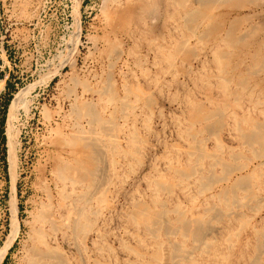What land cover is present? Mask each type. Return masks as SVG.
Here are the masks:
<instances>
[{
  "label": "rangeland",
  "instance_id": "rangeland-1",
  "mask_svg": "<svg viewBox=\"0 0 264 264\" xmlns=\"http://www.w3.org/2000/svg\"><path fill=\"white\" fill-rule=\"evenodd\" d=\"M151 1L154 2L156 6L152 4ZM184 1L188 2V0ZM120 2L122 3L120 4ZM174 2V0H172V2L171 0H136V2L135 0H130V2L129 0H0V133L3 129L6 136L5 143H2L0 136V264H30V260L33 257L32 255H34L32 253L36 250L40 253H45L46 251L50 252L51 250L55 252L56 255L58 254V256L60 254L63 260L67 262L63 264H135L136 262V264H170L171 258H173L172 248L174 246L179 247V244L181 246V248H179L180 253L186 250V253H183L182 256L178 258L179 261L181 260L179 264L183 262V264H187L188 262L192 264H254L255 262L264 264V246H260V244L264 245V241L260 243V240H264V234L262 233L264 232V206L260 205L264 204V166H260L264 164V131H262V142H255L256 144L249 143L248 140L243 137V134L245 136L249 131H253L255 126H259L264 130V68L253 70L255 67L252 68V61L250 62L251 59L253 60V55H256L258 52L263 55L264 52V1L260 0L256 3L257 6L253 5L256 7H253L249 1H246V8H242V10H236L231 7H229L231 9H228V6H224V8L223 5L221 8L220 5H218L219 7L216 6V8L218 7L219 9L216 11L214 7L213 14L215 13L218 20L216 24H219L217 30L221 31L220 28L223 30V32H213L212 35L214 36L205 33L208 26L207 23L202 22V20H199V23L201 22L200 24L203 23L201 26L198 22L196 23L197 25L199 24V28L195 26L196 24L188 28L183 20V9L176 7L178 6L176 3V6L173 5ZM189 2L191 3L185 4L190 9L198 6L197 3H194L196 0H189ZM145 3L147 5L144 6ZM261 3L262 5H259ZM191 5L192 7H190ZM193 5L196 7H193ZM117 7H121L122 9H118ZM142 8L144 11L149 10L144 12ZM166 9L168 13L165 11ZM223 9H226V11H223ZM139 10L142 11L138 13ZM241 12L243 13L242 17ZM142 13H145L144 17ZM152 14L154 18L151 16ZM139 15L143 18L139 17ZM179 16L182 17L184 23H181L182 20L181 17L179 19ZM232 16L236 17L233 18ZM170 17L171 20L169 21ZM227 18L230 20L228 21ZM130 19H132V21ZM146 19L147 21H145ZM219 20L227 21H224L225 23H220ZM231 20L234 23L237 22V27L235 28L237 35L239 37L243 36L242 38H244V40L242 41L244 44L247 42V44L250 45H240L239 47L230 49L226 47L223 39H225L228 30L231 28L229 27L232 25L231 23H233ZM249 21L253 23V26ZM175 22H179L180 25L177 23L175 24ZM255 22L257 23L254 26ZM243 24L245 25L243 26ZM238 26L243 27L239 28ZM257 26L259 29L256 31L255 29H257ZM144 27L148 30L146 31ZM195 27H197V31ZM243 28L249 29L246 31ZM181 29L182 32L180 31ZM191 29L193 31H191ZM142 31L144 32L142 33ZM152 32L154 33L152 34ZM217 33H219V35ZM221 33L222 35H220ZM180 35H182V37ZM176 36H178V38ZM199 36L202 38L198 41ZM209 36L211 39H213V37H215V39L211 40ZM179 37H181V40ZM206 37H208V40L210 39V42L206 40ZM187 39H189L190 43H187ZM182 40L186 41L187 48H179L178 44L184 42ZM260 44H263V46ZM247 46H252V48ZM219 47L222 51L228 53L227 59L229 58V60L227 63L229 66H225L224 71L217 67V64L215 65L216 53H214L215 56L211 55L213 54L212 52H217ZM257 47L260 51H258ZM249 49L251 53H248ZM231 50L235 52H237L236 50L241 51L237 52V54L233 52V54ZM238 53L243 56L242 59H240L242 56H239L240 54L238 55ZM188 54L191 57H189ZM249 54L250 56L252 54V58ZM171 59L175 60L173 61ZM244 59H246V61H244ZM232 60H234V62ZM237 64L239 66H237ZM191 66L194 67V69ZM237 68H239V70H236ZM246 68L249 70H246ZM226 71L228 74L225 73ZM249 74L250 76L252 75L251 78H249ZM226 76L229 77L226 78ZM244 76L247 77L244 78ZM260 78L263 82L261 80L259 81ZM244 79L247 80H245V83ZM226 81L227 84L229 81L231 83L227 85ZM240 82L241 86L239 85ZM248 82L249 84L247 85L246 83ZM84 86L91 89V91L87 88L83 91ZM254 86H256L257 89ZM226 89L227 91L225 92ZM104 92L107 94H104ZM109 92L112 93L110 94ZM75 93L77 94V100L75 99ZM252 93L254 94L253 97L251 95ZM249 97L252 98L248 99ZM113 99L117 101V103L112 102ZM9 100L10 102L8 104ZM126 100L129 107L125 105ZM258 101H261L259 102L261 103L260 105H258ZM147 102L151 104V107L149 105L145 107V105L147 106L148 104ZM6 104H8L7 108ZM121 104L123 106H121ZM254 104L256 105L254 106ZM74 107H76V109ZM113 107L115 108L114 110ZM119 107L121 112L118 110ZM121 107H123L122 109L128 107L125 110L127 114L124 113V110L122 112ZM86 108L94 109L96 115L99 113L96 116L98 120L88 115V111L84 110ZM115 110L116 114L114 113ZM197 110L203 111L201 114L207 117H204L206 121L196 115V112H200ZM4 112L6 116L5 122L2 124ZM128 113L132 114L129 115ZM221 114L223 116L222 118ZM103 118L105 120H101ZM209 118L211 119L209 120ZM236 123H238V125ZM205 125L208 126L205 129L206 131L204 130ZM59 128L62 130L60 131ZM83 130L85 134H82ZM75 131L79 134L78 136H96L98 140L97 149L101 161L99 160L97 162L96 171L98 173H96L98 175L95 176L94 184L90 183L89 180L83 182L82 178L76 175L74 177L77 180L73 175L72 177L64 178L58 171L57 173L54 172L56 168L58 169L60 162L70 166V168L74 166V159H76L77 155L75 154V157L73 156L74 153L71 154L74 148L72 146L70 148L69 146L66 147L67 145L65 142L74 137L72 135L75 134ZM104 132H106V134ZM200 132L202 133L200 134ZM134 133L141 139L135 137L136 135ZM58 134L59 137L57 136ZM77 134H75V136ZM188 134L190 135L188 136ZM11 135H13L15 139L17 135L16 151L14 155L11 152L12 147L9 139ZM240 135L243 138L241 140ZM55 136L64 142L63 145H60L65 151H61L60 145H55L58 144L56 142L59 141ZM128 136L131 137L129 138ZM132 137L136 139L134 142L138 144H132L134 140ZM54 138H57L58 141L57 139L53 140ZM101 140L102 142H100ZM118 140L122 141L119 142L121 145L116 142ZM142 140L148 143L144 145L145 143ZM112 141L115 144L112 143ZM245 143H247V145H245ZM64 145H66L65 148ZM113 145H115L116 148ZM188 148H190V150H188L189 152L192 151V155L191 153L187 155ZM214 150H217L216 154ZM231 151V155L235 157L229 155ZM203 153H205V155ZM138 154H140V156ZM198 154H203L204 156ZM210 154H214L215 157ZM123 156L126 158H123ZM136 156L137 158H135ZM219 157H221V159ZM230 157L234 160L236 159L237 162ZM255 157L256 159H261L256 161ZM57 158H59V160ZM201 158L203 159L201 160ZM249 160L252 163L247 162ZM219 161H221V166H219ZM215 162L219 164H215ZM133 163L134 165H131ZM240 163H242V165H240ZM244 163H250L246 165L245 171ZM224 165L228 166V168L231 166V169L229 168L230 173L226 171ZM239 166L241 167L239 168ZM255 166H258L260 169L255 168ZM242 167L244 169L240 171ZM114 168L118 171L114 170ZM247 169H251L250 173ZM99 170H101L100 173ZM231 170H233L234 173L233 171L231 172ZM260 170L262 172H260ZM196 172L197 176L195 175ZM240 172L241 174H239ZM245 173H249L248 175L250 178ZM260 173L261 175H259ZM184 174L186 175L185 177ZM208 174L210 175V179ZM215 175H217V177ZM243 175L245 176L243 177ZM251 177H253V181ZM254 177L256 179H254ZM63 178L64 180L62 181ZM71 178L75 180L73 186V182L70 181ZM224 178H226V180H224ZM243 180H246L244 182L247 183L244 184V187H239L240 189H238L237 186H233L237 182ZM249 180H251L252 183ZM210 181L216 182H212L211 184ZM155 182L159 183V185L162 184L163 187H157V183ZM195 182L196 184H194ZM207 182L210 186H208ZM220 182L221 184H218ZM248 183L251 184L248 185ZM83 184H85L84 187ZM172 184H174V186H172ZM175 184L178 186H175ZM202 184L203 187L201 186ZM95 186L97 187L94 189L93 187ZM207 186L209 187V191L205 189ZM165 187L171 188L167 189ZM250 187L252 190H250ZM164 188L167 190H164ZM248 188L249 190H247ZM183 189L185 191H183ZM241 189L244 191H241ZM227 190H232L231 194ZM201 193L204 194L202 195ZM225 193H228L230 198H233L235 194L240 195H236L238 197L235 196L233 200L227 197L228 195ZM88 194H91L90 197ZM72 195H75V197ZM99 195L100 199L98 198ZM62 196L63 198H61ZM247 196L249 197L247 198ZM218 198H224V200ZM246 198L250 202L247 201ZM255 198L258 199L254 201ZM90 199L91 201H89ZM206 199L208 200L206 201ZM259 199L263 201L261 202ZM72 200L74 202H72ZM219 200H221V202ZM226 200L229 203L226 204L225 207L222 202L225 204L227 203ZM256 201L261 203H255ZM85 202H87V205ZM195 202L198 203L196 204ZM244 202L247 204V210L245 209L246 205ZM48 203H50L49 205L51 207L48 206ZM140 203L145 204L152 211L156 208L162 213L165 212L166 214L164 213L163 221L167 225L170 224L174 226V229L178 227L179 230H181V225L178 223L181 216L186 220L190 218V221L198 220L204 222L206 225L201 239L197 241L192 235L185 237L181 232L182 230L175 231L177 235L175 234V237H173L174 233H172L173 236H171L170 233L165 232L163 229L165 226H161V229H159L160 227L156 228V230L161 231H156V233L154 231L151 234L144 226L135 225V221L132 220L136 209L134 206L137 207ZM41 204L43 206L46 205L47 208L42 207ZM56 204L61 206V212H57L60 211V208L59 205L57 207ZM69 205L70 209H68ZM82 205L85 207L83 208ZM213 205L215 207H213ZM243 205L245 206L243 207ZM258 205L261 207H256ZM75 206L78 209L75 208ZM161 206L165 207L162 208ZM227 206L229 208L228 210ZM177 207L178 209H175ZM206 207H209V209ZM74 208L76 211L72 210ZM211 208L212 210L217 208V210H214L218 211L219 214L221 211L222 214L217 216L216 213L218 212L212 211ZM234 208L236 210H234ZM44 209H47V211L44 212L45 214L46 212L49 214L51 212V218H49L50 216L48 214V217H46L44 213V215L39 213L40 210L44 211ZM173 209L177 211L175 212ZM203 209H205L206 212L203 211ZM222 209H224L223 212ZM71 211L73 214L70 213ZM77 211L80 213H76ZM82 213L84 214L81 215ZM242 213L244 214L241 215ZM76 214H78L79 219ZM39 215H42V218H40L41 216ZM69 215L70 217L68 218ZM79 215L87 221L91 219V221H89L90 225L89 222L86 221L87 225L85 220H83V218L81 219ZM37 216L39 217L37 218ZM222 216L224 217L222 218ZM45 218L46 220L44 222ZM42 219L45 224L42 222ZM47 219L48 221L50 219H56L54 221L56 225L52 220L49 221L55 226H57V224L60 226V222H62L60 226L62 229L59 227L57 229V227L50 224ZM76 219H78V221H76ZM74 220L77 222L75 225L78 226V229L73 225L75 222ZM209 220H211L210 222L212 223H209ZM66 221H68L69 224L65 223ZM94 222H96V224ZM240 223L242 225H240ZM35 224L37 225L35 226ZM84 224H86V226ZM37 226L41 229H38ZM53 227L54 229H52ZM64 227L65 229H63ZM73 227L74 232L77 229L79 234L77 232L74 234ZM83 228L86 231L83 230ZM37 229L38 231L36 233L35 231ZM69 229L71 230L69 231ZM89 229L92 230L90 231ZM50 230L52 232L55 230V232L59 234L55 232L52 233ZM208 230H210L211 233H208ZM213 230H216L217 234L212 232ZM80 231H83V233L81 234ZM163 231L165 234H163ZM38 232L41 233L38 234ZM42 232L46 235H41ZM47 235L52 237L49 238ZM56 235L59 236L57 237ZM153 235L154 238H152ZM41 237L44 238V240H42ZM83 238L86 242H84ZM41 240L43 242H41ZM193 240L195 241L193 242ZM44 241L48 243L46 244L45 242L46 245L44 244L47 248L41 245ZM200 241L202 244L204 243V247L203 245L200 246ZM176 243L178 244L176 245ZM162 245L164 246L162 247ZM257 245H259V247ZM31 246H35L31 249L34 252L30 251ZM205 246L209 247L206 248ZM202 247L203 249H201ZM255 247H257V249ZM192 248H195V250ZM187 251H189V253ZM133 252H136L135 255ZM158 252L163 254L160 256L163 257V259L160 258L159 261H155L153 258ZM191 252H194V254ZM258 255L261 256V258ZM184 256L188 258L185 259L186 257ZM255 256L257 258H255ZM62 258L60 259L62 260ZM252 260L255 262H251ZM50 262L55 263L56 261L51 259Z\"/></svg>",
  "mask_w": 264,
  "mask_h": 264
},
{
  "label": "bare ground",
  "instance_id": "bare-ground-1",
  "mask_svg": "<svg viewBox=\"0 0 264 264\" xmlns=\"http://www.w3.org/2000/svg\"><path fill=\"white\" fill-rule=\"evenodd\" d=\"M134 1V0H133ZM154 1V0H153ZM163 1V0H162ZM166 1V0H165ZM175 2H174V4L173 5H175V3L176 4H178V6H176V7H180V8H182L183 9V20H184V22L186 23V25L188 26V28H190V26H194V24H196L197 22L199 23V20H202V22H206L207 23V26H208V28H207V30H206V34L207 35H212L213 34V32H215V31H218L217 29L219 28H217V26H219V24H216V21H218L217 20V18H216V15H215V13L213 14V8L215 7V10L217 11L219 8V6L218 5H220V7L223 5V7L224 6H228V9H231V8H234V9H241L242 10V8H246V5H245V3H246V1H249V3L253 6V5H256V3L257 2H259L260 0H196V2H194V3H197L198 4V6L196 7L195 5H193V7H196V8H188V6L186 5L187 3H191V2H189V0H188V2H186V1H184V0H174ZM191 1V0H190ZM264 1V0H263ZM129 2H130V0H129ZM135 2H136V0H135ZM152 2V1H151ZM170 2V1H169ZM171 2H172V0H171ZM122 2H120V4H121ZM150 3V2H149ZM186 3V4H185ZM124 4V3H123ZM132 4H134V3H132ZM136 4V3H135ZM152 4H154V2H152ZM151 4V5H152ZM196 4V5H197ZM250 4H248V5H250ZM118 5H119V3H118ZM126 5V4H125ZM131 5V4H130ZM139 5V4H138ZM137 5V6H138ZM145 5H147L146 3L144 4V6ZM155 5V4H154ZM158 5H160V4H158ZM170 5H171V3H170ZM169 5V6H170ZM259 5H262V3L261 4H259ZM258 5V6H259ZM117 6V5H116ZM121 6V5H120ZM124 6V5H123ZM150 6V5H149ZM156 6V5H155ZM172 6V5H171ZM175 6H173V7H175ZM216 6H218L217 8H216ZM257 6V5H256ZM256 6H253V7H256ZM124 7H126V6H124ZM143 7V6H142ZM154 7V6H153ZM152 7V8H153ZM190 7H192V5L190 6ZM229 7H231V8H229ZM118 8V7H117ZM121 8V7H120ZM120 8H118V9H120ZM128 8H129V6H128ZM148 8V7H147ZM151 8V9H152ZM155 8V7H154ZM162 8V7H161ZM222 8V7H221ZM225 8V7H224ZM250 8V7H249ZM114 9V8H113ZM122 9V8H121ZM141 9V8H140ZM164 9V8H163ZM171 9V8H170ZM175 9V8H174ZM174 9H172L173 11H175ZM243 9V10H244ZM129 10V9H128ZM142 10H143V8H142ZM142 10H139V12L138 13H140ZM149 10V9H148ZM147 10V11H148ZM169 10V9H168ZM171 10V11H172ZM180 10V9H179ZM221 10V9H220ZM226 11V9H223V11ZM144 11V10H143ZM147 11H144V12H147ZM165 11H167V9L165 10ZM172 11V12H173ZM231 11V10H230ZM229 11V12H230ZM252 11H254V10H252ZM257 11H258V9H257ZM256 11V12H257ZM152 12V11H151ZM228 12V13H229ZM255 12V13H256ZM132 13V12H131ZM137 13V12H136ZM167 13H168V11H167ZM218 13H223V12H218ZM231 13H233V12H231ZM230 13V14H231ZM236 13V12H235ZM238 13V12H237ZM242 13V12H241ZM251 13V12H250ZM249 13V14H250ZM254 13V12H253ZM261 13V12H260ZM143 14V13H142ZM252 14V13H251ZM250 14V15H251ZM130 15H132V14H130ZM144 15H145V13L143 14V17H144ZM158 15V14H157ZM172 15V14H171ZM235 15V14H234ZM237 15H239V14H237ZM254 15V14H253ZM109 16V15H108ZM133 16V15H132ZM136 16H137V14H136ZM151 16H153V18H154V15L152 14ZM160 16V15H159ZM175 16H176V13H175ZM218 16V15H217ZM228 16V15H227ZM243 16V13H242V15H241V17ZM246 16H249V15H246ZM255 16V15H254ZM257 16V15H256ZM259 16V15H258ZM129 17V16H128ZM134 17V16H133ZM139 17H142L141 15H139ZM142 17V18H143ZM157 17V16H156ZM167 17V16H166ZM178 17V16H177ZM180 17L181 16H179V19H180ZM230 17V16H229ZM233 17V16H232ZM236 16H234L233 18H235ZM240 17V18H241ZM130 18V17H129ZM146 18H148V17H146ZM152 18V17H151ZM223 18V17H222ZM250 18V17H249ZM164 19V18H163ZM167 19V18H166ZM172 19H173V17H172ZM228 19V21L230 20L229 18H227ZM236 19H238V18H236ZM129 20V19H128ZM131 21H132V19H130ZM171 20V17H170V19H169V21ZM181 20H182V17H181ZM183 20L181 21V23L183 22ZM254 20V19H253ZM140 21V20H139ZM145 21H147V19L145 20ZM220 21V20H219ZM225 20H223V21H220V23L221 22H223V23H225L224 22ZM241 21V20H240ZM251 21V20H250ZM249 21V22H250ZM127 22V21H126ZM129 22V21H128ZM144 22V21H143ZM183 22V23H184ZM231 22H233L232 20H231ZM244 22V21H243ZM247 22V21H246ZM259 22V21H258ZM177 22H175V24H176ZM201 23V22H200ZM199 23V24H200ZM219 23V22H218ZM230 23V22H229ZM234 23V22H233ZM231 23L232 25L231 26H229V27H231L229 30H228V32H227V35H226V37H225V39H223L224 40V43H225V45H226V47H228L229 49L230 48H236V47H239L240 45H250V44H247V42H246V44H244V42L242 41V40H244V38H242L243 36H241V37H239L238 35H237V32H236V27H237V22L236 23ZM240 23V22H239ZM238 23V24H239ZM242 23V22H241ZM251 23V22H250ZM257 22H255L254 23V26H255V24H256ZM259 23H261V22H259ZM258 23V24H259ZM141 24V23H140ZM149 24V23H148ZM177 24H179V22L177 23ZM199 24L197 25H195V26H198V28L203 24H200V26H199ZM253 23H251V25H252ZM263 24V23H262ZM262 24H261V26H262ZM142 25H143V23H142ZM180 25V24H179ZM240 25V24H239ZM242 25V24H241ZM245 24H243V26H244ZM251 25H250V27H251ZM264 25V24H263ZM182 26H183V24H182ZM228 26V25H227ZM226 26V27H227ZM242 26V27H243ZM253 26V25H252ZM124 27V26H123ZM179 27V26H178ZM184 27H185V25H184ZM221 27H222V25H221ZM224 27V26H223ZM239 27V26H238ZM242 27H239V28H242ZM249 27V28H250ZM145 28V27H144ZM148 28V27H147ZM180 28V27H179ZM179 28H178V30H179ZM186 28V27H185ZM194 28V27H193ZM249 28H243V29H245L246 31H247V29H249ZM125 29V28H124ZM182 29H183V27H182ZM182 29L180 30L181 32H182ZM195 29H196V31L198 30L197 29V27H195ZM201 29V28H200ZM221 29V31L219 30L218 32H223V30H222V28H220ZM225 29V28H224ZM251 29V28H250ZM259 29V27L257 26V29H255L256 31ZM145 30L147 31L148 29H146L145 28ZM150 30V29H149ZM190 30V29H189ZM254 30V31H255ZM118 31V30H117ZM151 31V30H150ZM179 31V32H180ZM183 31H184V29H183ZM191 31H193L192 29H191ZM226 31V30H225ZM250 31V30H249ZM255 31V32H256ZM144 31H142V33H143ZM200 32V31H199ZM240 32H242V31H240ZM262 32H263V30H262ZM146 33V32H145ZM154 32H152V34H153ZM176 33H177V31H176ZM216 33V32H215ZM249 33V32H248ZM253 33V32H252ZM147 34V33H146ZM148 34H149V32H148ZM179 34H181V33H179ZM218 35H219V33H217ZM254 34V33H253ZM176 35V34H175ZM185 35V34H184ZM187 35V34H186ZM203 35V34H202ZM201 35V36H202ZM217 35V36H218ZM220 35H222V33L220 34ZM146 36V35H145ZM158 36V35H157ZM160 36V35H159ZM181 37H182V35H180ZM212 36H214V35H212ZM215 36H216V34H215ZM260 36V35H259ZM259 36H256V37H259ZM107 37V36H106ZM177 38H178V36H176ZM181 37H179V39L181 38ZM194 37V36H193ZM204 37V36H203ZM210 37V36H209ZM223 37V38H224ZM173 38V37H172ZM183 38H184V36H183ZM195 38V37H194ZM200 38H202V37H200L199 36V39H198V41L200 40ZM208 37H206V40H208L207 39ZM248 38V37H247ZM178 39V40H179ZM210 39H211V37H210ZM210 39L208 40V42H210ZM213 39H215V37H213ZM213 39H211V40H213ZM218 39V38H217ZM249 39V38H248ZM264 39V38H263ZM262 39V40H263ZM177 40V41H178ZM181 40V39H180ZM203 40H205V39H203ZM111 41V40H110ZM182 41H184V40H182ZM182 41H180V42H182ZM197 41V42H198ZM216 41V40H215ZM220 41V40H219ZM221 41H222V39H221ZM264 41V40H263ZM186 41H184V42H182V43H180V44H178L179 45V48H183V47H185V48H187L186 47V44L187 43H190L189 42V39H187V43H185ZM207 42V43H208ZM223 42V41H222ZM254 42H255V40H254ZM152 43V42H151ZM217 43V42H216ZM223 43V44H224ZM256 43H257V40H256ZM259 43V42H258ZM262 43V42H261ZM218 44V43H217ZM222 44V43H221ZM253 44V43H252ZM175 45V44H174ZM190 45V44H189ZM201 45H203V44H201ZM261 45V44H260ZM161 46V45H160ZM219 46V45H218ZM255 46V45H254ZM257 46H258V44H257ZM261 46H263V44L261 45ZM165 47V46H164ZM208 47V46H207ZM224 47V46H223ZM247 47H251L252 48V46H247ZM259 47V46H258ZM258 47H257V49H258ZM171 48V47H170ZM190 48V47H189ZM192 48H193V46H192ZM194 49V48H193ZM219 49H220V47H219ZM219 49H217V52L215 51V52H212L213 54H211V55H214L215 56V54L214 53H216V59H215V65L217 66V67H219L220 69H223V71H224V69H225V66H229L228 65V63H227V61L229 60V58L227 59V57H228V53L227 52H224V51H222L221 49L219 50ZM226 49V48H225ZM228 49V50H229ZM239 49H241V48H239ZM243 49V48H242ZM262 49V48H261ZM162 50V49H161ZM166 50V49H165ZM175 50V49H174ZM179 50H181V49H179ZM202 50V49H201ZM205 50V49H204ZM215 50V49H214ZM223 50H224V48H223ZM234 50V49H233ZM233 50H231L232 51V53L233 52H235V51H233ZM245 50V49H244ZM252 50V49H251ZM168 51V50H167ZM184 51V50H183ZM193 51V50H192ZM213 51V50H212ZM237 52H239V51H241V50H236ZM249 51H250V49H249ZM248 51V53H251V51L249 52ZM255 51H257V50H255ZM254 51V52H255ZM258 51H260L259 49H258ZM190 52V51H189ZM237 52H235V54H237ZM247 52V51H246ZM240 53H242V52H240ZM240 53H238V55L240 54ZM245 53V52H244ZM196 54V53H195ZM234 54V53H233ZM243 54V53H242ZM254 54V53H253ZM122 55V54H121ZM120 55V56H121ZM164 55V54H163ZM179 55V54H178ZM194 55V54H193ZM197 55V54H196ZM206 55V54H205ZM248 55V54H247ZM263 55H264V52H263ZM261 53H257L256 55H253L254 57H253V60L251 59L250 60V62L252 61V68L253 67H255V68H253V70L254 69H256V70H260L262 67L264 68V56H263ZM167 56V55H166ZM188 56H189V54H188ZM203 56V55H202ZM239 56H242L241 54L239 55ZM249 56H250V54H249ZM248 56V57H249ZM189 57H191V56H189ZM211 57V56H210ZM209 57V58H210ZM247 57V56H246ZM251 58H252V54H251V56H250ZM240 58V57H239ZM243 58V56L240 58V59H242ZM205 59H207V58H205ZM204 59V60H205ZM235 59V58H234ZM171 60H173V59H171ZM175 60V59H174ZM173 60V61H174ZM213 60V59H212ZM238 60V59H237ZM172 61V62H173ZM200 61V60H199ZM233 62H234V60H232ZM244 61H246V59H244ZM172 62H171V64H172ZM203 62V61H202ZM236 62V61H235ZM247 62H248V59H247ZM175 63V62H174ZM242 63H244V62H242ZM231 64V63H230ZM174 65V64H173ZM203 65V64H202ZM201 65V66H202ZM248 65H250V64H248ZM158 66V65H157ZM172 66V65H171ZM170 66V67H171ZM233 66H234V63H233ZM232 66V67H233ZM237 66H239L238 64H237ZM236 66V67H237ZM192 67V66H191ZM240 67H241V65H240ZM246 67V66H245ZM251 67V66H250ZM193 69H194V67H192ZM249 68V67H248ZM248 68H246V70H249ZM218 69V68H217ZM251 69V68H250ZM212 70V69H211ZM228 70V69H227ZM232 70V69H231ZM230 70V71H231ZM236 70H239V68H237ZM235 70V71H236ZM245 70V69H244ZM246 70H245V73H246ZM193 71V70H192ZM218 71V70H217ZM241 72V71H240ZM250 72H251V70H250ZM255 72V71H254ZM180 73V72H179ZM183 73H184V71H183ZM216 73V72H215ZM223 73V72H222ZM225 73H227V71L225 72ZM234 73V72H233ZM239 73V72H238ZM177 74V73H176ZM228 74V73H227ZM220 75V74H219ZM226 75V74H225ZM229 75H231V74H229ZM248 75V74H247ZM249 76H250V74H249ZM254 76V75H253ZM213 77V76H212ZM214 77H215V75H214ZM227 77H229V76H226V78ZM231 77V76H230ZM234 77V76H233ZM240 77H242V76H240ZM245 77H247V76H244V78ZM252 77V75L249 77V78H251ZM264 77V76H263ZM263 77H261V78H263ZM220 78V77H219ZM222 78V77H221ZM235 78V77H234ZM233 78V79H234ZM249 78H247V79H249ZM261 78L259 79V81L261 80ZM238 79V78H237ZM264 79V78H263ZM109 80H110V78H109ZM234 80H236V79H234ZM245 80L246 79H244V83H245ZM256 80H257V78H256ZM204 81V80H203ZM208 81V80H207ZM247 81V80H246ZM249 81V80H248ZM253 81V80H252ZM262 82H263V80H261ZM158 82V81H157ZM225 82V81H224ZM242 82V81H241ZM241 82L239 83V85L241 86ZM251 82V81H250ZM261 82V83H262ZM220 83V82H219ZM229 83H231L230 81H229ZM228 83V84H229ZM260 83V84H261ZM226 84H227V81H226ZM227 84V85H228ZM247 85L249 84V82L248 83H246ZM251 84V83H250ZM264 84V83H263ZM105 85H107V84H105ZM104 85V86H105ZM110 85V84H109ZM224 85H225V83H224ZM239 85H238V87H239ZM243 85V84H242ZM246 85V86H247ZM256 85V84H255ZM217 86V85H216ZM216 86H215V89H216ZM261 86V85H260ZM260 86H257V87H260ZM218 87V86H217ZM237 87V88H238ZM255 88H256V86H254ZM254 87H252V88H254ZM263 87H264V85H263ZM262 87V88H263ZM89 89L88 87H85L84 86V88H83V91H84V89ZM214 88V87H213ZM229 88V87H228ZM244 88V87H243ZM254 88V89H255ZM95 89V88H94ZM105 89V88H104ZM220 89V88H219ZM257 89V88H256ZM261 89V88H260ZM101 90H103V89H101ZM259 90V89H258ZM88 91V90H87ZM89 91H91V89H89ZM139 91V90H138ZM227 91V89L225 90V92ZM237 91V90H236ZM239 91H240V89H239ZM262 91V90H261ZM264 91V90H263ZM113 92H116V91H113ZM132 92V91H131ZM238 92V91H237ZM249 92H251V91H249ZM99 93V92H98ZM110 93V92H109ZM112 93V92H111ZM110 93V94H111ZM247 93V92H246ZM254 93V92H253ZM251 94L252 95V97L254 96V94ZM256 93V92H255ZM76 94V93H75ZM104 94H107V93H105L104 92ZM133 94V93H132ZM135 94V93H134ZM249 94V93H248ZM99 95V94H98ZM101 95V94H100ZM236 95H238V94H236ZM241 95V94H240ZM250 95V96H251ZM259 95V94H258ZM128 96V95H127ZM126 96V97H127ZM242 96H243V94H242ZM260 96H261V94H260ZM80 97H81V95H80ZM125 97V98H126ZM137 97H139V96H137ZM235 97V96H234ZM239 97V96H238ZM246 97V96H245ZM252 97H249L248 99H251ZM102 98V97H101ZM113 98V97H112ZM121 98V97H120ZM119 98V99H120ZM124 98V99H125ZM147 98H148V96H147ZM258 98V97H257ZM263 98H264V96H263ZM262 98V99H263ZM75 99L77 100V94H76V97H75ZM74 99V100H75ZM109 99H111V98H109ZM118 99V100H119ZM122 99V98H121ZM120 99V100H121ZM139 99V98H138ZM240 99V98H239ZM238 99V100H239ZM261 99V100H262ZM108 100V99H107ZM117 100V99H116ZM264 100V99H263ZM81 101V100H80ZM110 101V100H109ZM252 101V100H251ZM250 101V102H251ZM254 101V100H253ZM111 102V101H110ZM112 102H116L117 103V101H114V99H113V101ZM256 102V101H255ZM259 102H261V101H258V103ZM107 103V102H106ZM148 104H147V106L145 105V107H148V105L150 106L151 104H149V102H147ZM218 103V102H217ZM76 104H77V102H76ZM86 104V103H85ZM118 104H119V102H118ZM124 104V103H123ZM133 104V103H132ZM138 104V103H137ZM136 104V105H137ZM233 104V103H232ZM256 104H257V102H256ZM256 104H254V106L256 105ZM261 103H259L258 105H260ZM117 105V104H116ZM120 105V104H119ZM125 105H127V100H126V103H125ZM125 105H124V107H125ZM129 105V104H128ZM127 105V106H128ZM135 105V104H134ZM133 105V106H134ZM203 105V104H202ZM264 105V104H263ZM112 106V105H111ZM121 106H123L122 104H121ZM228 106H230V105H228ZM232 106V105H231ZM238 106H240V105H238ZM88 107V106H87ZM129 107V106H128ZM128 107H126V108H128ZM136 107V106H135ZM144 107V106H143ZM151 107V106H150ZM257 107V106H256ZM75 109H76V107H74ZM123 107H121V109H122ZM126 108L125 109H122V112H123V110H124V113H126L127 114V112L125 111L126 110ZM200 108V107H199ZM218 108V107H217ZM239 108V107H238ZM241 108V107H240ZM260 108V107H259ZM79 109H80V107H79ZM115 108L113 107V110H114ZM117 109V108H116ZM130 109V108H129ZM261 109V108H260ZM84 110H87L88 111V115H90V116H93L95 119H97V115L99 114H97L96 115V113L94 112V109H91V108H86V109H84ZM97 110V109H96ZM119 111H120V107H119V109H118ZM255 110V109H254ZM262 110H263V108H262ZM197 111H200V110H197ZM259 111V110H258ZM82 112V111H81ZM114 112V111H113ZM121 112V111H120ZM203 111H200V112H196V115L197 116H199V118H203L204 120H205V118H207L206 116H204V115H202L201 113H202ZM115 114H116V110H115V112H114ZM210 113H212V112H210ZM220 113V112H219ZM222 113H224V112H222ZM83 114V113H82ZM117 114H119V113H117ZM129 114V113H128ZM132 114V113H131ZM131 114H129V115H131ZM134 114V113H133ZM214 114V113H213ZM212 114V115H213ZM259 114V113H258ZM112 115V114H111ZM114 115V114H113ZM128 115V116H129ZM225 115V114H224ZM231 115V114H230ZM126 116V115H125ZM218 116V115H217ZM226 116V115H225ZM264 116V115H263ZM178 117V116H177ZM205 117V118H204ZM223 116H222V114H221V118H222ZM99 118H101V117H99ZM227 118V117H226ZM229 118V117H228ZM248 118V117H247ZM121 119V118H120ZM119 119V120H120ZM149 119H151V118H149ZM211 118H209V120H210ZM98 120V119H97ZM101 120H105L104 118L103 119H101ZM152 120V119H151ZM198 120V119H197ZM208 120V119H207ZM222 120V119H221ZM235 120V119H234ZM249 120V119H248ZM112 121V120H111ZM123 121V120H122ZM206 121V120H205ZM204 121V122H205ZM90 122V121H89ZM113 122H114V120H113ZM216 122V121H215ZM94 123V122H93ZM96 123V122H95ZM123 123V122H122ZM125 123H127V122H125ZM178 123H180V122H178ZM218 123V122H217ZM221 123V122H220ZM75 124V123H74ZM113 124H115V123H113ZM118 124V123H117ZM198 124V123H197ZM237 125H238V123H236ZM246 124V123H245ZM109 125V124H108ZM107 125V126H108ZM180 125V124H179ZM193 125V124H192ZM240 125V124H239ZM254 125V124H253ZM252 125V126H253ZM67 126V125H66ZM101 126V125H100ZM106 126V127H107ZM241 126V125H240ZM240 126H238V127H240ZM243 126V125H242ZM246 126V125H245ZM103 127H105V126H103ZM109 127V126H108ZM149 127V126H148ZM208 126L207 125H205V127H204V130L207 128ZM210 127V126H209ZM212 127V126H211ZM214 127V126H213ZM236 127V126H235ZM67 128V127H66ZM78 128V127H77ZM76 128V129H77ZM93 128V127H92ZM115 128V127H114ZM222 128V127H221ZM224 128V127H223ZM60 129V128H59ZM69 129V128H68ZM95 129V128H94ZM94 129H93V131H94ZM211 129V128H210ZM238 129V128H237ZM236 129V130H237ZM242 129V128H241ZM249 129V128H248ZM62 129H60V131H61ZM64 130H65V128H64ZM78 130V129H77ZM80 130V129H79ZM186 130V129H185ZM245 130V129H244ZM59 131V132H60ZM66 131V130H65ZM82 131V130H81ZM96 131V130H95ZM109 131V130H108ZM116 131V130H115ZM114 131V132H115ZM118 131V130H117ZM188 131V130H187ZM194 131V130H193ZM206 131V130H205ZM238 131V130H237ZM241 131V130H240ZM262 131H264L263 129H261L259 126H255V129L253 130V131H249V133L248 134H245V136H244V134H243V137H245V139L246 140H248V142L249 143H255V142H257V143H259L260 141H261V137H263L262 136ZM92 132V131H91ZM113 132V131H112ZM135 132V131H134ZM204 132V131H203ZM210 132H212V131H210ZM246 132V131H245ZM17 133V132H16ZM67 133V132H66ZM73 133V132H72ZM105 134H106V132H104ZM135 133H137V132H135ZM134 133V134H135ZM202 132H200V134H201ZM239 133V132H238ZM264 133V132H263ZM10 134V133H9ZM75 134H77L76 133V131H75ZM75 134L74 135H72V136H74L71 140H68L67 142H65V144L67 145H64V148H65V146L66 147H68L69 146V148L72 146L73 148H74V151H70L71 152V154H73L74 153V155L73 156H75L76 157V155H77V157H76V159H74L75 160V164H74V166L73 167H71L70 168V166H67L66 164H64L63 162L61 163L60 162V164H59V166H58V169L56 170L55 168V173H57V171L59 172V174L62 176V177H64V178H69L70 176L72 177V175H73V177L76 175L77 177L79 176V177H81L82 178V181L84 182V181H87V180H89V182L90 183H93L94 182V180H95V176H97L98 174V172L96 171L97 170V162L100 160L99 159V151H98V149H97V146H98V140L96 139V136L95 137H93V136H78L79 134H77L76 136H75ZM82 134H85L84 133V130H83V132H82ZM131 134V133H130ZM210 134V133H209ZM14 135V134H13ZM13 135H11L10 137H9V139H10V142H11V147H12V149H11V152L13 153V155H14V152L16 151V139H17V135H16V139H15V135L13 136ZM69 135V134H68ZM136 135V134H135ZM190 134H188V136H189ZM58 137H59V134L57 135ZM57 136H55V137H57ZM98 136V135H97ZM100 136V135H99ZM98 136V137H99ZM132 136V135H131ZM130 136V137H131ZM138 135H136L135 137H137ZM187 136V137H188ZM198 136V135H197ZM241 136V135H240ZM57 137V138H58ZM101 137V136H100ZM118 137V136H117ZM127 137V136H126ZM125 137V138H126ZM129 137V136H128ZM129 137V138H130ZM181 137V136H180ZM191 137H192V135H191ZM194 137V136H193ZM196 137V136H195ZM57 138H54L53 140H55V139H57ZM61 138H62V135H61ZM65 138V137H64ZM134 140H133V139ZM131 139L133 140V142H132V144H138V143H135L134 141H136V139L134 138V137H132ZM138 138V137H137ZM140 138V137H139ZM138 138V139H139ZM145 138V137H144ZM240 138V137H239ZM264 138V137H263ZM58 139H59V141H58ZM57 139V141L58 142H56V143H58V144H55V145H60V144H64V142L60 139V138H58ZM67 139V138H66ZM141 139V138H140ZM241 139H243L242 138V136H241V138H240V140ZM51 141V140H50ZM125 141H127V140H125ZM141 141V140H140ZM143 141V140H142ZM194 141V140H193ZM202 141H203V139H202ZM204 141H205V138H204ZM53 142H55V141H53ZM100 142H102V140L100 141ZM103 142H104V140H103ZM114 142H115V140H114ZM113 141H112V143H114ZM116 142H122V141H116ZM144 142V141H143ZM244 142V141H243ZM262 142V141H261ZM105 143V142H104ZM145 143V144H144ZM143 144L144 145H146L147 143H146V141L144 142ZM198 143V142H197ZM217 143V142H216ZM106 144V143H105ZM111 144V143H110ZM115 144V143H114ZM117 144V143H116ZM120 144V143H119ZM129 144V143H128ZM143 144H141V145H143ZM205 144V143H204ZM244 144V143H243ZM256 144V143H255ZM54 145V144H53ZM101 145H102V143H101ZM112 145V144H111ZM121 145V144H120ZM245 145H247V143H245ZM115 148H116V146L115 145H113ZM176 146V145H175ZM60 147H61V145H60ZM59 147V148H60ZM106 147V146H105ZM120 147V146H119ZM122 147V146H121ZM132 147V146H131ZM136 147H139V146H136ZM204 147V146H203ZM208 147V146H207ZM221 147V146H220ZM223 147V146H222ZM56 148H57V146H56ZM58 148V149H59ZM123 148V147H122ZM134 148V147H133ZM161 148V147H160ZM159 148V149H160ZM174 148V147H173ZM177 148V147H176ZM138 149V148H137ZM141 149V148H140ZM198 149V148H197ZM221 149H223V148H221ZM63 149H62V147H61V151H62ZM67 150V149H66ZM142 150V149H141ZM176 150H178V149H176ZM188 150H190V148H188L187 149V151ZM226 150H227V148H226ZM256 150V149H255ZM63 151H65V149L63 150ZM103 151V150H102ZM101 151V152H102ZM122 151V150H121ZM131 151V150H130ZM199 151V150H198ZM215 151V154H216V151L217 150H214ZM224 151V150H223ZM228 151V150H227ZM226 151V152H227ZM237 151V150H236ZM261 151H262V149H261ZM69 152V153H70ZM104 152V151H103ZM192 151H188V153H187V155L188 154H190ZM209 152V151H208ZM230 152V151H229ZM126 153H127V151H126ZM134 153V152H133ZM200 153V152H199ZM223 153V152H222ZM222 153H220V154H222ZM76 154V155H75ZM122 154H124V153H122ZM135 154V153H134ZM204 155H205V153H203ZM203 154H198V155H203ZM232 154V151H231V153L229 154L230 156H233V157H235L234 155H231ZM260 154H261V152H260ZM70 155V154H69ZM113 155V154H112ZM111 155V156H112ZM139 156H140V154H138ZM156 155V154H155ZM154 155V156H155ZM165 155V154H164ZM191 155H192V153H191ZM190 155V156H191ZM197 155V154H196ZM203 155V156H204ZM211 156L213 155V157H215L214 156V154H210ZM224 155V154H223ZM258 155H259V153H258ZM60 156V155H59ZM63 156V155H62ZM107 156V155H106ZM142 156V155H141ZM239 156V155H238ZM57 157V156H56ZM113 157V156H112ZM187 157H189V156H187ZM242 157H244V156H242ZM262 157V156H261ZM65 158V157H64ZM68 158H69V156H68ZM114 158V157H113ZM123 158H126V157H124L123 156ZM132 158H133V156H132ZM135 158H137V156L135 157ZM207 158V157H206ZM220 159H221V157H219ZM219 158H217L218 160H220ZM227 158V157H226ZM230 158H232V157H230ZM55 159V158H54ZM58 160H59V158H57ZM142 159V158H141ZM152 159H154V158H152ZM190 159V158H189ZM203 158H201V160H202ZM209 159V158H208ZM208 159H206V160H208ZM233 159V158H232ZM258 159H261V158H258ZM258 159H256V157H255V160L257 161ZM263 159V158H262ZM62 160V159H61ZM70 160H71V158H70ZM72 160H73V158H72ZM115 160V159H114ZM191 160V159H190ZM204 160H205V158H204ZM204 160H203V163H204ZM223 160V159H222ZM234 160V159H233ZM254 160V161H255ZM65 161V160H64ZM68 161V160H67ZM101 161V160H100ZM136 161V160H135ZM167 161V160H166ZM199 161V160H198ZM209 161V160H208ZM216 161V160H215ZM235 162H237V160L235 159L234 160ZM255 161V162H256ZM262 161V160H261ZM103 162V161H102ZM101 162V163H102ZM119 162H120V160H119ZM129 162V161H128ZM137 162V161H136ZM234 162V163H235ZM247 162H250V163H252L250 160L249 161H247ZM194 163H196V162H194ZM202 163V164H203ZM211 163V162H210ZM219 163H220V165L219 166H221L222 164H221V161H219ZM219 163H217V162H215V164H219ZM229 163V162H228ZM233 163V162H232ZM250 163H248V164H250ZM262 163V162H261ZM264 163V162H263ZM56 164V163H55ZM99 164V163H98ZM113 164V163H112ZM144 164V163H143ZM191 164V163H190ZM199 164V163H198ZM201 164V163H200ZM207 164H208V162H207ZM213 164H214V162H213ZM236 164V163H235ZM248 164H246V163H244L243 165L245 166V169L242 167V170H240V171H243V169H244V171L246 170V165H248ZM71 165V164H70ZM122 165V164H121ZM131 165H134V163L133 164H131ZM136 165V164H135ZM151 165V164H150ZM211 165V164H210ZM240 165H242V163H240ZM140 166V165H139ZM225 166V165H224ZM260 166H264V164L262 165H260ZM54 167V166H53ZM131 167V166H130ZM144 167V166H143ZM142 167V168H143ZM157 167V166H156ZM173 167V166H172ZM196 167V166H195ZM208 167V166H207ZM241 166H239V168H240ZM113 168V167H112ZM170 168V167H169ZM197 168V167H196ZM230 169H231V166L229 167ZM229 168H228V166H225V169H226V171L228 172L229 171ZM236 168V167H235ZM237 168H238V166H237ZM253 168V167H252ZM255 168H259L258 166L256 167L255 166ZM254 168V169H255ZM106 169V168H105ZM132 169V168H131ZM188 169V168H187ZM200 169H203V168H200ZM215 169V168H214ZM260 169V168H259ZM114 170H116V168H114ZM133 170V169H132ZM203 170H206V169H203ZM248 170V169H247ZM100 171L101 170H99V173H100ZM116 171H118V170H116ZM178 171V170H177ZM187 171V170H186ZM210 171V170H209ZM208 171V172H209ZM233 170H231V172H232ZM249 171V173H250V171H251V169H249L248 170ZM254 171V170H253ZM257 171V170H256ZM52 172V171H51ZM97 172V173H96ZM103 172H104V170H103ZM114 172V171H113ZM142 172H143V170H142ZM215 172H216V170H215ZM237 172V171H236ZM258 172V171H257ZM260 172H262L261 170H260ZM205 173H207V172H205ZM204 173V174H205ZM212 173V172H211ZM214 173V172H213ZM217 173V172H216ZM229 173H230V171H229ZM233 173H234V171H233ZM248 173V174H249ZM253 173H255V172H253ZM252 173V174H253ZM148 174H150V173H148ZM201 174V173H200ZM232 174V173H231ZM236 174H238V173H236ZM239 174H241V172L239 173ZM246 174V173H245ZM248 174H246L247 176H249ZM263 174V173H262ZM190 175V174H189ZM194 175V174H193ZM196 176H197V172H196V174H195ZM194 175V176H195ZM209 175V174H208ZM222 175H225V174H222ZM259 175H261V173L259 174ZM100 176H102V175H100ZM182 176V175H181ZM186 175L184 174V177H185ZM202 176V175H201ZM204 176V175H203ZM216 177H217V175H215ZM236 176V175H235ZM245 175H243V177H244ZM254 176V175H253ZM256 176V175H255ZM118 177H119V175H118ZM193 177V176H192ZM191 177V178H192ZM220 177V176H219ZM232 177V176H231ZM239 177H240V175H239ZM57 178H60V177H57ZM64 178L62 179V181L64 180ZM75 178V177H74ZM98 178V177H97ZM96 178V179H97ZM180 178V177H179ZM187 178V177H186ZM191 178H189V179H191ZM195 178V177H194ZM197 178V177H196ZM249 178H250V176H249ZM252 178V181H253V177H251ZM76 179V178H75ZM116 179V178H115ZM182 179V178H181ZM185 179V178H184ZM201 179H202V177H201ZM200 179V180H201ZM206 179V178H205ZM209 179H210V175H209ZM215 179V178H214ZM240 179V178H239ZM254 179H256L255 177H254ZM258 179V178H257ZM77 180V179H76ZM79 180V179H78ZM109 180V179H108ZM186 180V179H185ZM207 180V179H206ZM223 180V179H222ZM224 180H226V178H224ZM228 180V179H227ZM237 180V179H236ZM70 181L71 182H73L72 183V186H73V184H75L74 183V181L75 180H73V178H71L70 179ZM81 181V182H82ZM138 181H140V180H138ZM155 181V180H154ZM163 181V180H162ZM191 181V180H190ZM208 181V180H207ZM220 181V180H219ZM218 181V182H219ZM244 181H246V180H243V181H239V182H237L235 185H233V186H237L238 187V189H240L239 187H244V184H247V183H245ZM251 183H252V181L251 180H249ZM257 181H260V180H257ZM82 182V183H83ZM193 182V181H192ZM211 182V181H210ZM212 182H216V181H212ZM212 182H211V184H212ZM231 182V181H230ZM236 182V181H235ZM235 182H233V183H235ZM80 183V182H79ZM86 183V182H85ZM155 183H157V182H155ZM161 183V182H160ZM166 183V182H165ZM185 183V182H184ZM198 183V182H197ZM226 183H227V181H226ZM229 183V182H228ZM232 183V184H233ZM251 183H248V185L249 184H251ZM256 183V182H255ZM261 183V182H260ZM94 184V183H93ZM194 184H196V182L194 183ZM199 184V183H198ZM207 184H208V186H210L209 185V183L207 182ZM215 184V183H214ZM217 184V183H216ZM218 184H221V182L220 183H218ZM222 184H223V182H222ZM80 185H81V183H80ZM84 185L85 184H83V187H84ZM159 183H157V187H160V186H162V184H160L159 186ZM170 185V184H169ZM227 185V184H226ZM230 185V184H229ZM263 185V184H262ZM94 186V185H93ZM171 186V185H170ZM172 186H174V184H172ZM175 186H178V185H176L175 184ZM202 187H203V184L201 185ZM200 186V187H201ZM206 187L205 189L206 190H208V188L209 187ZM214 186V185H213ZM219 186V185H218ZM225 186V185H224ZM228 186V185H227ZM231 186V185H230ZM246 186V185H245ZM252 186V185H251ZM257 186V185H256ZM48 187V186H47ZM56 187V186H55ZM63 187H65V186H63ZM81 187V186H80ZM97 186H95V187H93L94 189L96 188ZM163 187V186H162ZM187 187H189V186H187ZM187 187H186V189H187ZM194 187V186H193ZM192 187V188H193ZM211 187H212V185H211ZM221 187V186H220ZM79 188V187H78ZM108 188V187H107ZM165 188H167V189H169V188H171V187H165ZM164 188V190H167V189H165ZM199 188V187H198ZM226 188V187H225ZM229 188V187H228ZM227 188V189H228ZM235 188V187H234ZM47 189H49V188H47ZM196 189V188H195ZM203 189V188H202ZM222 189V188H221ZM231 189V188H230ZM255 189V188H254ZM79 190H81V189H79ZM83 190H84V188H83ZM92 190V189H91ZM163 190V189H162ZM163 190V191H164ZM192 190H194V189H192ZM206 190H204V191H206ZM247 190H249V188L247 189ZM250 190H252L251 189V187H250ZM256 190V189H255ZM258 190V189H257ZM46 191V190H45ZM63 191V190H62ZM89 191V190H88ZM183 191H185L184 189H183ZM209 191V190H208ZM207 191V192H208ZM212 191V190H211ZM215 191V190H214ZM223 191V190H222ZM228 191V190H227ZM234 191V190H233ZM236 191H238V190H236ZM241 191H244L243 189H241ZM260 191V190H259ZM51 192V191H50ZM73 192V191H72ZM228 192H230V194H231V192H232V190L231 191H228ZM252 192V191H251ZM258 192V191H257ZM264 192V191H263ZM64 193V192H63ZM81 193H83V192H81ZM80 193V194H81ZM146 193V192H145ZM152 193H154V192H152ZM162 193V192H161ZM185 193V192H184ZM214 193V192H213ZM216 193V192H215ZM220 193H221V191H220ZM238 193V192H237ZM256 193V192H255ZM259 193V192H258ZM159 194V193H158ZM198 194H199V192H198ZM202 194V193H201ZM204 194V193H203ZM202 194V195H203ZM218 194V193H217ZM222 194V193H221ZM225 194H227L228 196L227 197H229V194L228 193H225ZM235 194V193H234ZM247 194V193H246ZM249 194V193H248ZM257 194V193H256ZM260 194V193H259ZM61 195V194H60ZM63 195V194H62ZM68 195V194H67ZM76 195V194H75ZM75 195H72V196H74L75 197ZM89 195V194H88ZM88 195H86V196H88ZM91 195V194H90ZM90 195H89V197H90ZM210 195V194H209ZM219 195V194H218ZM223 195V194H222ZM233 195V194H232ZM236 195H240V194H235L234 195V197L236 196ZM253 195V194H252ZM258 195V194H257ZM83 196H85V195H83ZM200 196V195H199ZM259 196V195H258ZM68 197H69V195H68ZM93 197V196H92ZM91 197V198H92ZM212 197H213V194H212ZM223 197H225V196H223ZM231 197H233V196H231ZM233 197V198H234ZM236 197H238V196H236ZM249 196H247V198H248ZM253 197H255V196H253ZM61 198H63V196L61 197ZM99 199H100V195H99V197H98ZM215 198V197H214ZM226 198V197H225ZM230 198V197H229ZM233 198H230V199H233ZM243 198H244V196H243ZM247 198H246V200H247ZM263 198V197H262ZM262 198H260V199H262ZM69 199V198H68ZM81 199H84V198H81ZM98 199V200H99ZM105 199H106V197H105ZM211 199V198H210ZM218 199H221V198H218ZM223 200H224V198H222ZM221 199V200H222ZM236 199V198H235ZM245 199V198H244ZM258 199V198H257ZM256 198L254 199V201L255 200H257ZM259 199V201H263V200H260ZM47 200H49V199H47ZM208 199H206V201H207ZM212 200V199H211ZM221 200H219L220 202H221ZM234 200V199H233ZM239 200V199H238ZM241 200V199H240ZM51 201V200H50ZM53 201V200H52ZM89 201H91V199L89 200ZM96 201V200H95ZM106 201V200H105ZM205 201V200H204ZM231 201V200H230ZM236 201V200H235ZM243 201V200H242ZM241 201V202H242ZM247 201H249V200H247ZM259 201H256L255 203H258V204H260L261 202H259ZM63 202V201H62ZM65 202V201H64ZM72 202H74L73 200H72ZM97 202V201H96ZM101 202V201H100ZM183 202V201H182ZM226 202H227V200H226ZM232 202V201H231ZM237 202V201H236ZM241 202H239V203H241ZM250 202V201H249ZM58 203H60V202H58ZM79 203V202H78ZM87 202H85V204H86ZM92 203V202H91ZM134 203V202H133ZM154 203V202H153ZM196 204L198 203V202H195ZM208 203V202H207ZM207 203H206V205H207ZM215 203V202H214ZM223 203V205H225V207H226V204H228L229 202H227V203H225L224 204V202H222ZM221 203V204H222ZM245 203V202H244ZM254 203V204H255ZM50 203H48V206L49 207H51L50 205H49ZM52 204V203H51ZM105 204V203H104ZM141 204V203H140ZM138 205L137 207H135L134 205V208H136L135 209V211H134V214H133V219L132 220H134L135 222V225L137 224V226L138 225H142V226H144L145 227V229H147V231H150V233L152 234L154 231H155V233H156V231H158V230H156V228H158V227H160L159 229H161V226H165L163 229L165 230V232L166 233H170V235L171 236H173V234L172 233H174V236L173 237H175V234H176V232L175 231H181L182 233H183V235L185 236V237H187L188 235H192L194 238H195V240H200L201 239V236H202V233H203V231L205 230V223L204 222H202V221H196V220H192V221H190L191 219L189 218L188 220H186L184 217H182L181 216V218L179 219V221H178V219H177V221H178V223H180V225H181V227H180V229L181 230H179V228L178 227H176V228H178V229H174L173 227L174 226H171L170 224H168L169 225V227H168V225L167 224H165V222L163 221V219H164V215L166 214L165 212V214L164 213H162L161 211H159V209H156L155 208V210L154 211H152L150 208H148L145 204H141V205ZM213 204V203H212ZM217 204V203H216ZM236 204V203H235ZM243 204V203H242ZM253 204V203H252ZM251 204V205H252ZM42 205V204H41ZM57 205V207H58V205L59 204H56ZM84 205V204H83ZM83 205H82V207H83ZM87 205V204H86ZM89 205V204H88ZM149 205V204H148ZM159 205V204H158ZM184 205V204H183ZM190 205V204H189ZM200 205V204H199ZM219 205V204H218ZM237 205V204H236ZM236 205H233V206H236ZM245 205H246V207H245V209L247 210V204L245 203ZM245 205H243V207L245 206ZM250 205V204H249ZM256 205V204H255ZM260 205H263L264 206V204H260ZM260 205H258V206H256V207H261ZM254 206V205H253ZM42 207H46V205H42ZM53 207V206H52ZM69 207V208H68ZM67 208L68 209H70V205L68 206ZM85 207V206H84ZM83 207V208H84ZM88 207V206H87ZM162 207V206H161ZM165 207V206H164ZM164 207H162V208H164ZM211 207V206H210ZM213 207H215L214 205H213ZM222 207V206H221ZM239 207V206H238ZM255 207V206H254ZM253 207V208H254ZM47 208V207H46ZM59 208H60V211H57V212H61V206L59 205ZM58 208V209H59ZM75 208H77L76 206H75ZM75 208L74 209H72V210H74V211H76L75 210ZM206 208H208L209 209V207H206ZM205 208V209H206ZM223 208V207H222ZM251 208V207H250ZM263 208V207H262ZM41 209H43V208H41ZM67 209V210H68ZM78 209V208H77ZM80 209H82V208H80ZM90 209V208H89ZM98 209V208H97ZM175 209H178V207L177 208H175ZM175 209H173V210H175ZM205 209H203V211H205ZM214 209H216L217 210V208H214ZM212 210V208H211V210L212 211H215V210ZM229 208H228V206H227V210H228ZM232 209V208H231ZM240 209H241V207H240ZM255 209H257V208H255ZM52 210H54V209H52ZM100 210V209H99ZM210 210V211H211ZM223 210L224 209H222V212H223ZM226 210V211H227ZM234 210H236L235 208H234ZM248 210H249V208H248ZM258 210V209H257ZM262 210V209H261ZM41 211H43V210H40V214L42 213V215H44L45 213V211H47V209L45 210L44 209V211L43 212H41ZM70 211V210H69ZM97 211V210H96ZM169 211H171V210H169ZM177 210H175V212H176ZM188 211V210H187ZM209 211V212H210ZM239 211V210H238ZM245 211V210H244ZM259 211V210H258ZM85 212V211H84ZM88 212V211H87ZM86 212V213H87ZM93 212V211H92ZM92 212H90V213H92ZM206 212V211H205ZM215 212H218V211H215ZM241 212V211H240ZM44 213V214H43ZM52 213H53V211H52ZM70 213H72V211L70 212ZM69 213V214H70ZM75 213V212H74ZM76 213H80V212H76ZM96 213V212H95ZM133 213V212H132ZM181 213V212H180ZM212 213V212H211ZM236 213V212H235ZM245 213V212H244ZM244 213H242L241 215H243ZM50 216L49 218H51V212H50V214L48 213V212H46V217H48V215ZM56 214V213H55ZM73 214V213H72ZM84 213H82L81 215H83ZM94 214V213H93ZM176 214V213H175ZM202 214V213H201ZM214 214V213H213ZM217 214V216H220L222 213H221V211H220V214H219V212L218 213H216ZM237 214V213H236ZM240 214V213H239ZM238 214V215H239ZM256 214V213H255ZM42 215H39V216H41L40 218H42ZM59 215V214H58ZM77 215V217H78V214H76ZM81 215H79L80 217H81V219L83 218ZM88 215V214H87ZM96 215V214H95ZM207 215V214H206ZM235 215V214H234ZM251 215V214H250ZM258 215V214H257ZM39 216H37V218L39 217ZM54 216V215H53ZM72 216H74V215H72ZM90 216V215H89ZM88 216V217H89ZM101 216V215H100ZM103 216V215H102ZM122 216V215H121ZM225 216V215H224ZM224 216H222V218L224 217ZM229 216V215H228ZM262 216V215H261ZM57 217V216H56ZM56 217H53V218H56ZM61 217V216H60ZM59 217V218H60ZM70 217V215L68 216V218ZM75 217V216H74ZM84 217H85V215H84ZM87 217V216H86ZM233 217V216H232ZM258 217V216H257ZM39 218V220L41 221V219ZM63 218H65V217H63ZM126 218V217H125ZM199 218V217H198ZM198 218H196V219H198ZM210 218H211V216H210ZM214 218V217H213ZM241 218V217H240ZM72 219V218H71ZM78 219H79V217H78ZM78 219H76V221H78ZM207 219V218H206ZM209 219V218H208ZM215 219V218H214ZM228 219V218H227ZM254 219V218H253ZM45 220H46V218L44 219V222H45ZM50 220H52V219H50ZM49 220V221H50ZM56 219H53L52 221L54 222ZM60 220V219H59ZM58 220V221H59ZM70 220V219H69ZM83 220H85V218H83ZM231 220H233V219H231ZM237 220V219H236ZM235 220V221H236ZM240 220V219H239ZM36 221H37V219H36ZM47 221H48V219H47ZM48 221V222H49ZM57 221V222H58ZM75 221V220H74ZM74 222V224L73 225H75V223H77V222ZM86 221L87 220H85V223H86ZM89 221H91V219L89 220ZM89 221H87V222H89ZM174 221H176V220H174ZM174 221H173V223H174ZM211 220H209V223H212V222H210ZM218 221V220H217ZM42 222H43V219H42ZM43 222V223H44ZM71 222H72V220H71ZM171 222V221H170ZM219 222V221H218ZM38 223H39V221H38ZM50 224H52L51 222H49ZM59 223V222H58ZM61 224H62V222H60ZM65 223H68V221H66ZM80 223V222H79ZM83 223V222H82ZM95 224H96V222H94ZM177 223V222H176ZM221 223V222H220ZM245 223V222H244ZM243 223V224H244ZM45 224V223H44ZM49 224V225H50ZM54 224H55V222H54ZM54 224H52V225H54ZM61 224H60V226H61ZM69 224V223H68ZM71 224V223H70ZM87 224V223H86ZM86 224H84L85 226H86ZM238 224H239V222H238ZM237 224V225H238ZM255 224H256V222H255ZM37 224H35V226H36ZM56 225V224H55ZM54 225V227H57V229H58V227L59 228H61L58 224H57V226H55ZM65 225V224H64ZM88 225V224H87ZM89 225H90V222H89ZM208 225V224H207ZM209 225H211V224H209ZM220 225V224H219ZM231 225V224H230ZM240 225H242L241 223H240ZM264 225V224H263ZM44 226V225H43ZM47 226V225H46ZM134 226V225H133ZM132 226V227H133ZM34 227V226H33ZM38 227V229H41V228H39V226H37ZM54 227L52 228V229H54ZM75 227L77 228L78 226L77 225H75ZM81 227H82V225H81ZM89 227V226H88ZM140 227V226H139ZM215 227V226H214ZM214 227H213V229H214ZM248 227V226H247ZM251 227V226H250ZM253 227V226H252ZM49 228V227H48ZM80 228V227H79ZM90 228V227H89ZM34 229V228H33ZM38 229L35 231L36 233H37V231H38ZM50 229V228H49ZM62 229V228H61ZM63 229H65V227L63 228ZM78 229V228H77ZM76 229V231L74 232V227H73V232H74V234L78 231ZM85 229H86V227H85ZM84 228H83V230H85ZM144 229V230H145ZM219 229V228H218ZM251 229V228H250ZM249 229V230H250ZM253 229V228H252ZM56 230V229H55ZM55 230H53V232H55ZM66 230H67V228H66ZM71 229H69V231H70ZM90 231L92 230V229H89ZM248 230V231H249ZM262 230V229H261ZM260 230V231H261ZM51 231V230H50ZM58 231V230H57ZM59 231H61V230H59ZM86 231V230H85ZM146 231V230H145ZM146 231V232H147ZM161 231V230H160ZM160 231H158V232H160ZM209 232L208 233H211L210 232V230H208ZM239 231V230H238ZM264 231V230H263ZM32 232H33V230H32ZM52 232V231H51ZM52 232V233H53ZM62 232V231H61ZM81 232V234L83 233V231H80ZM141 232V231H140ZM145 232V233H146ZM164 232V231H163ZM165 232L163 233V234H165ZM212 232H215L216 233V230L214 231H212ZM41 233V232H40ZM39 232H38V234H40ZM44 232H42V234L41 235H46V234H43ZM55 233H57V234H59L58 232H55ZM78 234H79V232H77ZM89 233V232H88ZM92 233V232H91ZM148 233V232H147ZM178 233V232H177ZM207 233V234H208ZM263 234H264V232H262ZM34 234V233H33ZM48 234V233H47ZM87 234V233H86ZM217 234V233H216ZM263 234H261V235H263ZM49 235V234H48ZM47 235V236H48ZM88 235V234H87ZM177 235V234H176ZM206 235V234H205ZM208 235H210V234H208ZM239 235V234H238ZM31 236V235H30ZM33 236V235H32ZM35 236V235H34ZM40 236V235H39ZM57 236V235H56ZM59 236V235H58ZM57 236V237H58ZM76 236V235H75ZM74 236V237H75ZM85 236V235H84ZM101 236V235H100ZM184 236H183V238H184ZM43 237V236H42ZM41 237V239L42 240H44V238H42ZM45 237V236H44ZM49 237V236H48ZM50 237H52V236H50ZM49 237V238H50ZM77 237V236H76ZM146 237V236H145ZM166 237V236H165ZM167 237H169V236H167ZM181 237V236H180ZM207 237V236H206ZM35 238V237H34ZM34 238H31V239H34ZM46 238V237H45ZM140 238V237H139ZM147 238V237H146ZM152 238H154V235H153V237ZM258 238V237H257ZM256 238V239H257ZM30 239V240H31ZM76 239V238H75ZM86 239V238H85ZM102 239V238H101ZM104 239V238H103ZM156 239V238H155ZM158 239V238H157ZM167 239V238H166ZM169 239V238H168ZM193 239V238H192ZM255 239V240H256ZM261 239H262V236H261ZM37 240V239H36ZM41 240V242H43ZM83 240H84V238H83ZM83 240H82V242H83ZM146 240V239H145ZM159 240V239H158ZM186 240V239H185ZM195 240H193V242L195 241ZM205 240V239H204ZM229 240H230V238H229ZM254 240V241H255ZM32 241V240H31ZM39 241H40V238H39ZM38 241V242H39ZM157 241V240H156ZM202 241V240H201ZM200 241V242H201ZM261 241H264V240H260V243H262ZM37 242V243H38ZM41 242H40V244H41ZM45 242L46 241H44V243L43 244H41L42 245V247H44L46 244H48L47 242H46V244H45ZM84 242H86L85 240H84ZM83 242V243H84ZM169 242V241H168ZM177 242V241H176ZM200 242H199V244H200ZM204 242V241H203ZM256 242H257V240H256ZM258 242H259V239H258ZM32 243V242H31ZM34 243V242H33ZM171 243V242H170ZM206 243V242H205ZM34 244H36V243H34ZM45 244V245H44ZM156 244V243H155ZM162 244V243H161ZM178 243H176V245H177ZM264 244V243H263ZM31 245H33V244H31ZM44 245V246H43ZM154 245V244H153ZM182 245V244H181ZM184 245H185V243H184ZM198 245V244H197ZM203 245V247H204V243L202 244V242H201V244H200V246H202ZM230 245V244H229ZM36 246V245H35ZM35 246H31V248H30V251H33V250H31V249H33ZM48 246V245H47ZM164 245H162V247H163ZM170 246V245H169ZM171 246H172V244H171ZM170 246V247H171ZM179 247H177V246H174L172 249H173V258H171V263L170 264H179V262H181V260L179 261L178 260V258H180L181 256H182V254L183 253H186V250H184L185 252H183V253H180V249L179 248H181V246H180V244L178 245ZM258 247H259V245H257ZM260 246L261 247H263L264 245H262V244H260ZM33 247V248H32ZM37 247V246H36ZM41 247V248H42ZM46 247V246H45ZM44 247V248H45ZM51 247V246H50ZM127 247V246H126ZM157 247V246H156ZM168 247V246H167ZM203 247L201 248V249H203ZM206 248L207 247H209V246H205ZM38 248H39V245H38ZM47 248V247H46ZM159 248V247H158ZM256 249H257V247H255ZM264 248V247H263ZM43 249V248H42ZM50 249H52V248H50ZM76 249V248H75ZM84 249V248H83ZM159 249H161V248H159ZM164 249V248H163ZM193 250H195V248H192ZM198 249H199V247H198ZM200 249V250H201ZM205 249V248H204ZM209 249V248H208ZM207 249V250H208ZM211 249V248H210ZM28 250V249H27ZM36 250V249H35ZM55 250V249H54ZM114 250V249H113ZM133 250V249H132ZM148 250V249H147ZM182 250V249H181ZM261 250V249H260ZM29 251V250H28ZM27 251V252H28ZM29 251V252H30ZM37 251V250H36ZM34 252V253H32V254H34V255H32L31 257V260H30V264H63V263H67V262H65L66 260H63V258L60 256V254H59V256H58V254L56 255V253L55 252H53V251H51L50 250V252H47L46 250V252L45 253H43V252ZM59 251V250H58ZM79 251V250H78ZM131 251V250H130ZM171 251V250H170ZM183 251V250H182ZM190 251V250H189ZM189 251H187L188 253H189ZM192 251V250H191ZM258 251V250H257ZM100 252V251H99ZM103 252V251H102ZM260 252V251H259ZM79 253V252H78ZM134 253V255H135V253L136 252H133ZM191 253H193L194 254V252H191ZM29 254V253H28ZM28 254H26V255H28ZM144 254V253H143ZM161 254L162 253H159L158 252V254H156L155 256H154V258L153 259H155V261H159L160 260V258H162L163 259V257H160L161 256ZM199 254V253H198ZM244 254V253H243ZM30 255V254H29ZM62 255V254H61ZM87 255V254H86ZM138 255V254H137ZM144 255H146V254H144ZM163 255V254H162ZM188 255V254H187ZM191 255V254H190ZM260 255V254H259ZM258 255V256H259ZM151 256V255H150ZM171 256V255H170ZM178 256V257H177ZM193 256V255H192ZM198 256V255H197ZM257 256V255H256ZM255 256V258H257ZM26 257H28V256H26ZM26 257H25V260H26ZM88 257V256H87ZM145 257V256H144ZM153 257V256H152ZM184 257H186V256H184ZM260 258H261V256H259ZM259 257H258V259H259ZM30 258V257H29ZM60 258H62V260L60 259ZM65 258V257H64ZM188 257H186L185 259H187ZM190 258V257H189ZM253 258V257H252ZM28 259V258H27ZM51 259H53V261H56L55 263H51L50 261H51ZM81 259V258H80ZM161 259V260H162ZM50 260V261H49ZM152 260V259H151ZM191 260V259H190ZM27 261H29V260H27ZM64 261V262H63ZM152 262V261H151ZM161 262V261H160ZM251 262H255V261H251ZM27 263H29V262H27ZM137 263V262H136ZM135 263V264H136ZM154 263V262H153ZM184 263V262H183ZM182 263V264H183ZM129 264H131V263H129ZM187 264H192L191 262H188ZM195 264V263H194ZM250 264H252V263H250ZM254 264H258V262H255Z\"/></svg>",
  "mask_w": 264,
  "mask_h": 264
},
{
  "label": "trees",
  "instance_id": "trees-1",
  "mask_svg": "<svg viewBox=\"0 0 264 264\" xmlns=\"http://www.w3.org/2000/svg\"><path fill=\"white\" fill-rule=\"evenodd\" d=\"M9 102H10V100L8 101V104H9ZM8 104H6V108H7V106H8ZM5 112H4V116H3V120H2V124H4V122H5ZM0 136H1V141H2V143H5V141H6V136H5V132H4V130L2 129V131H1V133H0Z\"/></svg>",
  "mask_w": 264,
  "mask_h": 264
}]
</instances>
